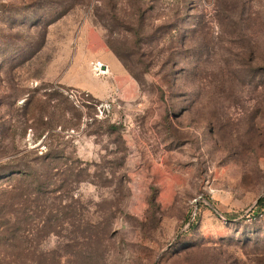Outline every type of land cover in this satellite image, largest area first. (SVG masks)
Instances as JSON below:
<instances>
[{
    "label": "rangeland",
    "instance_id": "1",
    "mask_svg": "<svg viewBox=\"0 0 264 264\" xmlns=\"http://www.w3.org/2000/svg\"><path fill=\"white\" fill-rule=\"evenodd\" d=\"M0 264H264V0H0Z\"/></svg>",
    "mask_w": 264,
    "mask_h": 264
},
{
    "label": "built area",
    "instance_id": "2",
    "mask_svg": "<svg viewBox=\"0 0 264 264\" xmlns=\"http://www.w3.org/2000/svg\"><path fill=\"white\" fill-rule=\"evenodd\" d=\"M94 68L99 74H104V72L107 73L109 71L108 66L103 65L101 62H96ZM71 97L78 101V95L76 93H72ZM95 106L98 116H102L105 112H108L113 108L114 100L108 102H98L95 104Z\"/></svg>",
    "mask_w": 264,
    "mask_h": 264
},
{
    "label": "bare ground",
    "instance_id": "3",
    "mask_svg": "<svg viewBox=\"0 0 264 264\" xmlns=\"http://www.w3.org/2000/svg\"><path fill=\"white\" fill-rule=\"evenodd\" d=\"M109 68V67H108ZM105 73V72H104Z\"/></svg>",
    "mask_w": 264,
    "mask_h": 264
}]
</instances>
